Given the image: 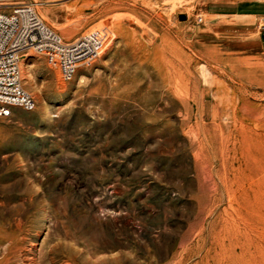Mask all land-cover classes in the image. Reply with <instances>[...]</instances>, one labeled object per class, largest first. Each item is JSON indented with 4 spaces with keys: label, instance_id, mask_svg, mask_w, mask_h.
<instances>
[{
    "label": "rangeland",
    "instance_id": "obj_1",
    "mask_svg": "<svg viewBox=\"0 0 264 264\" xmlns=\"http://www.w3.org/2000/svg\"><path fill=\"white\" fill-rule=\"evenodd\" d=\"M27 2L101 51L69 82L20 61L0 264H264V0Z\"/></svg>",
    "mask_w": 264,
    "mask_h": 264
},
{
    "label": "built area",
    "instance_id": "obj_2",
    "mask_svg": "<svg viewBox=\"0 0 264 264\" xmlns=\"http://www.w3.org/2000/svg\"><path fill=\"white\" fill-rule=\"evenodd\" d=\"M28 50L58 65L62 80L69 82L79 66L96 60L101 41L87 35L66 42L45 26L27 0H0V118L10 117L13 108L34 110L30 94L23 89L19 66Z\"/></svg>",
    "mask_w": 264,
    "mask_h": 264
},
{
    "label": "crops",
    "instance_id": "obj_3",
    "mask_svg": "<svg viewBox=\"0 0 264 264\" xmlns=\"http://www.w3.org/2000/svg\"><path fill=\"white\" fill-rule=\"evenodd\" d=\"M234 16H241V15H239V14H236V11L234 12V14H233ZM244 16H249V15H244ZM263 31V30H262ZM256 35H257V42H258V45H260L259 46V48L261 49V52H260V56H264V37H260V36H263L264 35V33H256Z\"/></svg>",
    "mask_w": 264,
    "mask_h": 264
},
{
    "label": "bare ground",
    "instance_id": "obj_4",
    "mask_svg": "<svg viewBox=\"0 0 264 264\" xmlns=\"http://www.w3.org/2000/svg\"><path fill=\"white\" fill-rule=\"evenodd\" d=\"M33 7V6H32ZM34 9V8H33ZM42 21V20H41ZM46 26V25H45ZM28 93V92H27ZM31 96V95H30ZM32 98V97H31ZM32 100H33V98H32ZM34 102V101H33ZM35 104V103H34ZM34 108H35V106H34Z\"/></svg>",
    "mask_w": 264,
    "mask_h": 264
}]
</instances>
